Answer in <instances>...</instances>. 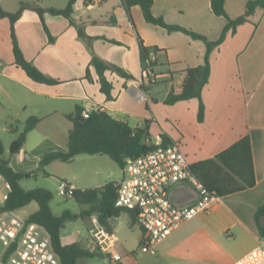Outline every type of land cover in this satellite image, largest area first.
<instances>
[{"label": "crops", "instance_id": "crops-1", "mask_svg": "<svg viewBox=\"0 0 264 264\" xmlns=\"http://www.w3.org/2000/svg\"><path fill=\"white\" fill-rule=\"evenodd\" d=\"M43 1L22 0L20 4H36L44 9L67 7L42 6ZM243 1L246 11L247 0ZM227 3L228 0L226 11ZM2 11L17 12L8 8ZM152 12L167 24L192 30L210 41L220 38L227 23L213 12L211 0H154ZM227 13L233 19L244 14ZM72 18L77 27L64 16L44 13L52 42L41 17L33 9L25 10L15 24L25 58L47 77L59 81L55 85L37 83L15 65L11 23L7 18L0 19V111L7 115L17 95L26 93L33 99L23 103L24 108L33 107L34 116L40 119L27 138L52 118L64 126L45 131L31 157L26 153L21 156L26 142L10 158L5 154L11 168L25 174L27 168L46 156L66 151L72 128L67 116L82 106L85 110L100 108L132 128L142 127L148 121L150 143L160 145L162 136L167 135L172 143L180 145L190 164L213 158L248 135L252 140L257 184L213 201L207 212L199 213L157 245L155 253L141 251L144 231L129 212L111 220L110 232L99 224L97 215L83 219L88 231L84 237L81 230L74 232L65 227L62 244L78 243L85 249L93 251L96 247L102 252L103 258H89L91 262L83 264H117L116 256L124 264H234L264 243L255 220L256 211L264 205V11L239 26L236 34H229L212 52L211 77L203 90L206 111L202 122L198 119V99L174 105L165 104V100L172 88L181 90L187 69L203 65L207 51L203 41L148 23L140 6L131 7L129 14L121 0H78ZM78 26L93 38L91 45L79 36ZM138 38L147 48L158 50L152 82L143 77ZM93 55L127 70L135 78L127 81L108 71L106 77L113 84V100H107L101 92L99 76L91 66ZM51 101L62 106L50 107ZM123 178L124 172L115 182ZM62 183L80 189L72 182ZM170 196L179 207L193 205L199 198L197 190L187 184L175 186ZM66 211L54 214L60 217ZM125 225L140 231L138 246L133 249L126 247L130 237L125 234ZM80 260L77 264H81Z\"/></svg>", "mask_w": 264, "mask_h": 264}, {"label": "trees", "instance_id": "trees-1", "mask_svg": "<svg viewBox=\"0 0 264 264\" xmlns=\"http://www.w3.org/2000/svg\"><path fill=\"white\" fill-rule=\"evenodd\" d=\"M39 1L40 0H37V2ZM77 1L78 0H70L67 7L64 9H44L36 4L30 5L26 3H23L16 13L3 12L0 8V19L7 18L11 23V38L15 65L25 71L27 76L33 81L48 85L59 83V81L47 77L32 62L25 58L16 36V22L20 19L25 10L33 9L41 17L48 34L49 31L45 24L44 13L64 16L71 21V24L77 27L72 18L74 5ZM121 4L129 14L131 7L140 6L148 23L162 26L169 32L181 31L191 36L193 39L201 40L205 43L207 51L203 65L187 69L183 78L181 90L178 92L172 88L165 100V104L174 105L180 101L198 99L200 101L198 119L201 122L204 120L206 111L203 102V90L208 85L211 77L212 65L210 59L212 52L223 44L229 34H236L239 26L249 22L257 12L264 11V0H247L245 13L233 19L228 15L225 9L226 0H211L213 12L217 16L224 17L227 23L220 38L216 41H210L207 37L192 30L180 26L169 25L162 18H156L152 12L154 0H121ZM78 29L79 36L87 39L91 45L93 38L88 37L79 26ZM49 38L51 42L54 40L50 34ZM138 40L143 70L147 69V67H152L154 69L156 63L150 59V54L152 52L157 53V48H147L140 38H138ZM112 42L120 44L116 41ZM91 66L99 76L101 92L106 95L109 101L113 100L114 97L112 94L113 84L106 77L108 71L117 74L127 81L135 79L127 70L109 64L96 55L92 57ZM87 77L89 79L91 78L90 69L87 70ZM149 82L152 81L150 80ZM84 111L85 109L82 106H77L75 113L67 116V119L72 123V128L68 134L67 150L53 153L43 158L40 162L41 168H45V166L53 161L70 163L79 155H107L124 170L128 160L135 159L158 148V145L150 143L148 121L145 122L142 127L132 128L127 122L113 118L108 112L99 110L92 111L89 117L85 118ZM39 122L40 119L35 116L31 117L26 122L23 132L13 146V152H17V147H22L24 145L27 135L37 127ZM162 139L163 142L160 146L166 147L174 144L165 134L162 136ZM9 163V160L5 157L4 144L0 139V173L4 174L12 184L10 199L5 203L3 209L18 211L36 202L39 208L30 216V220L41 224L49 232L52 237L53 247L60 256L62 264H77L78 260L82 258H103L104 256L101 251L85 249L78 243L66 246L63 245L62 232L67 220H78L92 215H97L99 224L104 227L107 232H110L111 220L119 217L124 212H129L115 205L120 182H111L102 188L96 189H74L72 192V199L89 208L79 215H73L71 212L66 211L62 216L58 217L53 213L50 207L53 194L42 188L26 191L20 185V181L24 179L26 175L16 172L10 167ZM190 169L207 188L209 193L219 198L254 188L257 184V179L251 137L247 135L241 138L213 158L191 164ZM129 213L131 217L137 221L136 215L133 212ZM255 220L258 227L259 238L264 242V205L256 211ZM142 244L143 243H141V245Z\"/></svg>", "mask_w": 264, "mask_h": 264}, {"label": "built area", "instance_id": "built-area-1", "mask_svg": "<svg viewBox=\"0 0 264 264\" xmlns=\"http://www.w3.org/2000/svg\"><path fill=\"white\" fill-rule=\"evenodd\" d=\"M154 57L152 52L150 59L154 61ZM143 77L148 82L154 81L153 68L144 69ZM97 110L103 111L100 108L85 110L84 117L88 118ZM190 166L177 143L166 147L158 145L157 149L127 161L115 205L136 215L137 223L144 231L142 252L155 253L157 245L199 213L207 212L210 204L219 199L209 193ZM180 184L197 190L199 198L193 205L179 207L172 202L170 192ZM73 190L68 183H61V195L72 198ZM11 193V182L0 173V264H62L44 226L31 221L30 217L18 216L17 211L3 209ZM93 251L98 249L95 247ZM115 262L124 264L120 256L115 257ZM234 264H264V243Z\"/></svg>", "mask_w": 264, "mask_h": 264}, {"label": "rangeland", "instance_id": "rangeland-1", "mask_svg": "<svg viewBox=\"0 0 264 264\" xmlns=\"http://www.w3.org/2000/svg\"><path fill=\"white\" fill-rule=\"evenodd\" d=\"M18 1V2H17ZM20 1L22 0H0V8L12 9L17 11L20 8ZM31 1V0H24ZM70 0H44L42 6L58 5L60 7H66ZM227 11L231 15H240L245 11V3L243 0H228ZM28 99H33L28 94H18L16 97V103L9 110L7 115L0 112V139L2 140L5 147V154L10 158L13 154L18 153L13 152V146L18 141L20 134L23 132L26 122L36 115L33 107L24 108L23 103L28 104ZM50 107L62 106L59 102H49ZM45 124V123H44ZM53 126L64 128L60 120L52 118L45 125H42L40 129H36L31 133L25 145L23 146L24 156L26 153L29 157L32 155V151L42 142L44 138L45 131H51ZM5 128V131H2ZM19 150V149H18ZM30 159V158H28ZM41 160L35 165H31V168H27L26 177L20 181V185L26 191L42 188L50 191L53 194V199L50 203V207L53 213H62V210H68L71 213H78L88 209L87 206L77 203L74 199L63 196L60 194V186L62 182L69 181L72 182L76 187L80 189L89 188H102L106 184L115 182L122 178L123 170L107 155H79L75 157L70 163H64L61 161H53L45 168H41ZM38 210V204L33 202L23 209H20L16 214L22 218L29 217ZM84 219V218H83ZM83 219L78 220H67L65 222V227L68 230L76 232L81 230L82 236L88 234L87 225L84 224ZM125 221V219L123 220ZM130 228V231H129ZM139 229L128 227L125 225V234H128V242L126 247L128 249H133L137 245V235L139 234ZM81 264L85 262H91L89 258H82L80 260Z\"/></svg>", "mask_w": 264, "mask_h": 264}, {"label": "water", "instance_id": "water-1", "mask_svg": "<svg viewBox=\"0 0 264 264\" xmlns=\"http://www.w3.org/2000/svg\"><path fill=\"white\" fill-rule=\"evenodd\" d=\"M20 147H17V149H19ZM170 198H171V196H170ZM172 200V199H171ZM172 202H173V200H172ZM174 203V202H173ZM175 204V203H174Z\"/></svg>", "mask_w": 264, "mask_h": 264}]
</instances>
